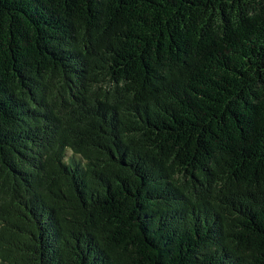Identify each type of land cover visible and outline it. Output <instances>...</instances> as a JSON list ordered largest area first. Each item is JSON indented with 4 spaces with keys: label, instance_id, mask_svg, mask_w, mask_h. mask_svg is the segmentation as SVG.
I'll return each mask as SVG.
<instances>
[{
    "label": "trees",
    "instance_id": "obj_1",
    "mask_svg": "<svg viewBox=\"0 0 264 264\" xmlns=\"http://www.w3.org/2000/svg\"><path fill=\"white\" fill-rule=\"evenodd\" d=\"M0 264H264V0H0Z\"/></svg>",
    "mask_w": 264,
    "mask_h": 264
}]
</instances>
